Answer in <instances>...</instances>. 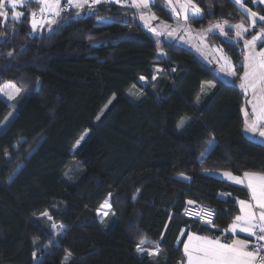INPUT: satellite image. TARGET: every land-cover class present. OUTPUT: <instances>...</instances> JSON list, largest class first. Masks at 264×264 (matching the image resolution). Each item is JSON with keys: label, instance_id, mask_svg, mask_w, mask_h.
<instances>
[{"label": "trees", "instance_id": "16d2710c", "mask_svg": "<svg viewBox=\"0 0 264 264\" xmlns=\"http://www.w3.org/2000/svg\"><path fill=\"white\" fill-rule=\"evenodd\" d=\"M194 3L202 10L187 20L194 28L250 23L233 0ZM244 5L264 15L259 2ZM33 9L42 8L27 2L21 19L0 18V88L21 91L16 111L0 94V125L14 113L0 130V264H178L184 228L218 234L182 215L186 201L212 205L214 226L227 227L250 195L209 171L264 173V143L245 132L239 85L244 40L264 25L244 38L213 34L236 66L229 82L192 49L159 46L130 4L69 7L52 31L43 23L33 31ZM150 10L178 18L168 0ZM160 50L168 57L159 60ZM207 82L215 87L203 93ZM142 240L159 255L138 253Z\"/></svg>", "mask_w": 264, "mask_h": 264}, {"label": "snow or ice", "instance_id": "6c2138e0", "mask_svg": "<svg viewBox=\"0 0 264 264\" xmlns=\"http://www.w3.org/2000/svg\"><path fill=\"white\" fill-rule=\"evenodd\" d=\"M25 2H31V0H0V18L8 19V8L6 5L11 6V18L14 20H19L23 15L20 11H15L18 6H21ZM40 3L45 5V8L41 9V14L45 10L50 16L58 17L62 9L59 8L60 0H39ZM103 0H68L70 6H74L77 9L84 8L88 6L90 9L94 5H98ZM120 3H130V6L135 9H147L149 7L150 0H116ZM173 0H169L172 4ZM234 3L240 4L244 9L248 19L249 24H245L242 20L239 23L231 24L228 20L217 21L215 23H210L207 29H204V33L217 34L216 30L220 34L225 36L228 35L225 32V27L229 30H235L236 38H241L245 33L249 31L250 28L257 24V17L259 21L264 22V15H259L257 12L252 11L244 5L243 0H233ZM260 3H264V0H259ZM175 5L178 6L177 16L181 13L183 14V21L186 23L189 18L196 19L202 18V10L198 5L194 3V0H175ZM211 8V5H209ZM175 10V8H174ZM78 15L80 13H77ZM36 13H31L32 21L31 26L33 31H35L39 24H48L51 27L52 24H56L55 19L41 20L36 19ZM141 20L148 23L150 20L156 19L155 14L146 17L141 14ZM164 29L170 28L169 25L165 24ZM183 29L184 31H189L188 28H184L183 24L178 23L176 29L168 32L171 36L174 31ZM156 29L153 28V32ZM3 35V33H0ZM257 41L264 42V27H261L251 39L244 40V49L246 53L243 58V68L244 73L242 77L241 88L245 91L251 90L252 99L248 101L251 104L253 119L248 120V112L245 110V128L252 132H259V135L264 137V48L257 50ZM203 42V41H202ZM216 52L220 53L218 60H223L224 65L231 67L230 59L223 54L222 49L216 48ZM8 56H12L13 52L9 51ZM222 71L224 68L222 67ZM234 75V72H230ZM143 79V78H142ZM15 93H19L20 89L15 85H8ZM209 87H215L214 84L209 83ZM0 88V91H3ZM12 95L9 94V99H12ZM14 118V113H9V117L6 118L5 123L0 125V127H7ZM24 138H21L23 140ZM79 143V142H78ZM214 141H209V148H212ZM34 150L29 152V157L33 154ZM204 153L201 154L203 157ZM7 159H11L7 156ZM19 167V166H18ZM183 175V173H181ZM223 177L234 181L237 184H247V188L251 192V200L245 201L240 200V214L237 215L229 228L225 231H229L233 234L239 230L242 233H247L250 237L255 238V242H251L248 239H232L229 243L222 242L219 238L209 237V236H199L194 233H187L188 239L184 242V254L186 256V264H264V173H254V172H244L242 176L233 175L230 171H225L222 173ZM193 201H188V204H193ZM102 208L110 209V205L105 201ZM189 215L198 216L204 220L207 224H212L213 210L207 208H201L199 211L189 212ZM42 215H47L43 213ZM104 215H108V211H104ZM214 226V225H213ZM56 225H53L55 228ZM62 227V226H61ZM145 241H141L137 244L136 251L138 253H144L146 250L142 247ZM47 249V246H45ZM148 255H159V250H149ZM35 256L36 254L33 253ZM69 257H65L62 264H67Z\"/></svg>", "mask_w": 264, "mask_h": 264}, {"label": "rangeland", "instance_id": "374dc122", "mask_svg": "<svg viewBox=\"0 0 264 264\" xmlns=\"http://www.w3.org/2000/svg\"><path fill=\"white\" fill-rule=\"evenodd\" d=\"M168 2H169V0H168ZM170 6H171L173 12L177 16L178 6L175 5V0H173L172 4H170ZM174 8H175V10H174ZM45 11H47V10H45ZM141 14L148 17V16H151L152 14H155V13L150 10V6H149L147 9H140L139 10V17L141 16ZM155 17H156V19L150 20L148 23H146L144 20H141V19H140V21L143 24V26L147 29V31L156 39L159 46L165 40V41H174V42L180 44L181 46L188 47V48L192 49L193 51H195L207 64L212 66L219 78H221L224 81H229V82L232 81L233 77L237 74L236 66L234 65V63L231 60V58L229 57V55L225 52V50L221 46H219L216 42L213 41V34L203 32V30L207 29L208 27L204 28V29H202V28L197 29V28H194L190 23H187V22L185 23L184 21H181L180 19H183L182 13L179 16H177L178 18L174 22L163 20L160 17H158L156 14H155ZM258 22H259V18L257 17V24L255 26H253L252 28H250L249 31L254 30V27L258 26ZM178 23L183 24V27L188 28L189 31H184L183 29H180V30L174 31L173 34L171 36H169L168 32L173 30V29H176ZM165 24L169 25L170 28L164 29L163 26ZM54 25L55 24H52L51 27H49V25H48L46 30L52 31V29L54 28ZM261 27H264V26H258L257 28L260 29ZM153 28L156 29L155 32H153ZM216 32H217V34H220L218 32V30H216ZM225 32L228 33L227 26L225 27ZM234 33H235V31H234ZM220 35H222L223 37L228 38V39H230V38L238 39V38H236V36L230 37L229 35H227V36H225L223 34H220ZM241 38H244V36ZM216 48L222 49L223 54H225L230 59L231 65H232L231 67L225 66L223 60H218L220 53L215 51ZM261 48H264V42L257 41V50H259ZM245 53H246V50H245ZM245 53H244V55H245ZM167 57H168V55L161 50L159 51V53L157 55V58L159 60H163ZM242 63H243V61H242ZM222 67L224 68L223 71L221 70ZM230 72H234L235 74L231 75ZM243 73H244V68H243V71L241 73V79H240L239 85H241V83H242ZM141 81L143 83L147 82V80L144 78L141 79ZM209 83L214 84V82H207L206 84H204L203 85V90H204L203 93H205L206 91H208L210 89ZM10 84L15 85L14 83H5L1 87L4 90L0 91V94L4 100L12 103L13 111H16L17 110V101L16 100H17L18 96L20 95L21 91L19 93H15L11 88L8 87V85H10ZM143 85H146V84H143ZM241 89L245 92V95L247 97V106L251 107V104L248 103V101H250L252 99L251 90L246 92L245 89H243V88H241ZM9 94L12 95V97H13L12 99H9ZM131 95L134 98H137L139 94H137V92H135V91H131ZM115 97L116 96H113L109 100V102L105 106L106 108L115 99ZM10 113H13V112L11 111ZM8 117H9V114L6 116V118H8ZM6 118L4 119L2 125L5 123ZM253 118L254 117L249 116L248 120L251 121ZM5 128L6 127H0V130H3ZM245 132L250 138H253L252 134L248 133V130L247 131L245 130ZM262 138H264V137H262ZM261 140L264 142V139H261ZM209 149L210 148H208L207 150H209ZM106 201L111 206L110 199H107ZM104 203H103V205H104ZM108 210H109L108 208H102L101 207L99 214H104V211H108ZM47 215H48V213H47ZM53 225H56V224H53ZM52 228H53V226H52ZM55 228H57V225ZM55 228H53L54 234L58 232V230L55 232Z\"/></svg>", "mask_w": 264, "mask_h": 264}, {"label": "crops", "instance_id": "0c3cea01", "mask_svg": "<svg viewBox=\"0 0 264 264\" xmlns=\"http://www.w3.org/2000/svg\"><path fill=\"white\" fill-rule=\"evenodd\" d=\"M103 1H109V2H113V1H116V0H103ZM154 0H150V3L149 4H151V2H153ZM246 0H243V3L245 2ZM256 2H259V0H255ZM31 2L34 4H39L40 5V7L41 8H45V5L44 4H42V3H40L39 2V0H31ZM26 3L27 2H25V3H23L21 6H18L16 9H15V11H20V12H22L23 13V15H24V12H25V5H26ZM30 3V2H29ZM260 3V2H259ZM263 7H264V3H260ZM65 6H70L69 4H68V0H60V4H59V8L60 9H62V11L65 9ZM150 6V5H149ZM6 7L8 8V13H11L12 12V9H11V6H8V5H6ZM73 10H82L83 8H81V9H77V8H75L74 6H70ZM86 7V6H85ZM247 7V6H246ZM247 8H249V7H247ZM138 10V9H137ZM252 10V9H251ZM62 11H61V13H62ZM253 11V10H252ZM138 12H139V10H138ZM254 12H256V11H254ZM60 13V14H61ZM259 14V13H258ZM22 15V16H23ZM259 15H261V14H259ZM22 16L19 18V19H21L22 18ZM138 18H139V20H140V17H139V15H138ZM258 23H261V24H263L264 25V22H262V21H259ZM245 109H244V120H245V110H247V112H248V117L249 116H251V117H253L252 116V108L251 107H249V106H247V102H246V105H245V107H244ZM246 131H247V129H245ZM248 133L249 134H252V136H253V139L255 138V140H258V141H260V142H263L261 139H264V138H262L261 136H259V132H256V133H252V132H250V131H248ZM261 138V139H260ZM264 143V142H263ZM226 170H213V171H209L210 172V174H212V175H214V176H216V177H218V178H220V179H223V180H225V181H227V182H230V183H232V184H235V185H239V186H242V187H244V188H246L248 191H249V193H250V195H249V197L248 198H245V199H239L238 200V208H239V211H238V213H237V215H239L240 214V205H239V201L240 200H245V201H250L251 200V192H250V190L247 188V184L246 183H244V184H237V183H235L234 181H231V180H229V179H227V178H225V177H223V175H222V173L223 172H225ZM233 173V172H232ZM254 173H260V172H254ZM243 174V173H242ZM242 174H235V173H233V175H236V176H242ZM184 178H188L187 176L186 177H184ZM103 205V204H102ZM101 208V207H100ZM111 208V207H110ZM99 211H100V209H98V213H99ZM236 215V216H237ZM235 216V217H236ZM233 221V220H232ZM231 224V223H230ZM229 224V225H230ZM229 225L227 226V227H219V226H213V229L214 230H216V231H218V234H201V233H197V232H194V231H191V230H188L187 228H184L182 231H181V233H180V237H179V240H178V243H180L181 245H182V251H183V259H182V261H180L178 264H186V256H185V254H184V242H186L187 241V239H188V236H187V233H189V232H191V233H194V234H196V235H199V236H209V237H215V238H219L222 242H224V243H229L232 239H248V240H250L251 242H253V237H250L247 233H242V232H240L239 230H237V232L235 233V234H233V233H231L230 232V230L229 231H225L226 229H228L229 228ZM142 247L146 250L144 253H142V254H147V252L149 251V250H156V249H158L159 250V253H160V249L159 248H149V247H146V246H144V245H142ZM148 255V254H147ZM149 256H157V255H149Z\"/></svg>", "mask_w": 264, "mask_h": 264}, {"label": "built area", "instance_id": "2783aa9c", "mask_svg": "<svg viewBox=\"0 0 264 264\" xmlns=\"http://www.w3.org/2000/svg\"><path fill=\"white\" fill-rule=\"evenodd\" d=\"M123 4H130V3H123ZM69 7L70 6H65V9L63 11H68L69 10ZM62 11V12H63ZM35 12L37 15H36V19L38 21H41L42 19L43 20H48V19H54L56 18L55 16H50L49 13L47 11H44L43 14H41V10H31L30 11V14ZM32 17V16H31ZM194 203L193 204H188V201H186L182 207V215L185 216L186 218H189V219H192V220H197V221H200L202 222L203 224H206V225H209V226H213L215 225V221H216V218H217V210L215 207H213L212 205H209V204H206V203H199V202H196V201H193ZM201 208H207V209H211L213 210V216H212V224H207L204 220H202L200 217L198 216H192V215H189L188 213L189 212H194V211H199ZM255 242V238L253 237V243ZM264 243V242H262Z\"/></svg>", "mask_w": 264, "mask_h": 264}]
</instances>
